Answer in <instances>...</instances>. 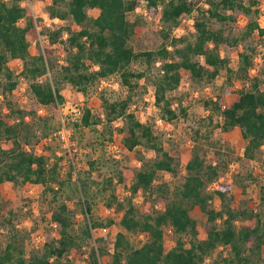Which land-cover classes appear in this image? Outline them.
I'll return each mask as SVG.
<instances>
[{
	"label": "trees",
	"instance_id": "16d2710c",
	"mask_svg": "<svg viewBox=\"0 0 264 264\" xmlns=\"http://www.w3.org/2000/svg\"><path fill=\"white\" fill-rule=\"evenodd\" d=\"M254 0H145L149 13L158 15L162 29L160 45L152 49L136 50L131 43L134 38L136 20L128 17V12L136 6V0H50L46 13L50 18L69 19L67 42L69 47L66 62L58 66L47 60L44 53L31 54L28 34L35 26L29 8L21 0H0V94L14 95L21 77L28 79V88L35 100V111L39 105L47 106L62 100L57 82L68 81L82 92H86L101 78L113 73L120 75L121 83L128 87L125 97L109 99L101 96L102 111L93 114L89 107L83 110L81 122L84 125L103 122L112 123L122 117L123 123L116 129L121 133L122 144L128 150L137 145L153 149V157H140L141 163L134 172L132 181L127 185L130 195L120 198L110 192L105 200L113 207V215L104 219L90 215L92 202L89 199L91 183L105 189L112 184V176L91 179V170L99 168L96 159H88V174L77 175L74 186L81 192L80 209L85 212L81 233L83 238L94 242L87 253L84 264H101L100 256L105 252L106 234L93 235V229L111 226L116 220L123 227L115 233L109 264H203L207 254L221 244L227 247L229 264H264V184L261 186L260 208H240L233 203L230 185L220 181L213 190H208L210 181L220 175L218 161L206 159L197 150L185 162L186 173L183 180L172 189L166 184H158L157 189L165 198L161 209L151 212L141 211L133 201L137 192H147L153 188L159 170L175 173L179 161L172 151L166 149L160 136L151 123L142 121L135 111L129 109L132 93L137 81L146 75L156 60H160L159 73L152 78L154 101L172 119L176 111L166 93L174 89L184 79L211 81L227 60L219 52L222 42L236 43L249 35L264 36V26L256 18L257 8L252 7ZM88 8H96V15H89ZM235 11L248 15L240 37L225 33L226 25L236 21ZM24 16L27 20L20 24ZM192 18L194 38L177 44L173 30L180 21ZM214 21L220 23L214 26ZM71 25H80L73 29ZM63 27L55 25L47 33L48 44H53L62 36ZM49 46L44 47V51ZM240 64L238 75L248 81L226 103L220 99H206L204 104L218 110L221 115V128L228 130L238 127L246 138L244 156L253 158L264 144V76L251 71L253 55L248 49L238 52ZM10 58L22 60L17 74L6 64ZM144 60L145 68L136 70L132 63ZM16 120L0 111V140L11 141L9 147L0 146V184L4 180L31 181L40 184L51 193L57 203L52 207L51 218L57 225L58 235L46 239L42 249L25 255L19 240V231H12L4 246L0 248V264H61L62 259L81 245V235L70 230L75 221V207L66 201H58V194L64 191L65 181L59 178L58 164L49 165L44 153L27 149L22 143L29 144L37 134L25 119V111L18 109ZM209 113V118L212 115ZM33 117H30V119ZM75 169L70 164L69 170ZM117 177L127 183L121 172ZM167 194V196H166ZM217 197L220 207L213 205ZM198 206L205 213L202 224L204 237L198 236L196 216L192 208ZM249 219V222H244ZM174 232L175 243L165 246V226ZM129 233L143 234L145 239L134 245ZM187 234L188 237H184Z\"/></svg>",
	"mask_w": 264,
	"mask_h": 264
},
{
	"label": "rangeland",
	"instance_id": "374dc122",
	"mask_svg": "<svg viewBox=\"0 0 264 264\" xmlns=\"http://www.w3.org/2000/svg\"><path fill=\"white\" fill-rule=\"evenodd\" d=\"M10 1V0H8ZM50 0H21V3L29 8L30 15L35 20V26L28 34L29 50L31 54L44 53L46 59L59 65L66 62L69 47H67V30L69 19L58 17L50 18L46 13V6ZM136 6L128 12L131 20H136L134 38L131 40L133 47L139 49H152L160 45L162 23L158 15L149 13L145 0H136ZM252 7L258 9L257 21L264 26V0H254ZM250 3V0H246ZM89 15H96V8H88ZM236 21L226 25L225 33L231 32L232 36L240 37L248 15L235 11ZM27 17L19 20L24 24ZM192 18H185L175 27L173 33L176 36L178 45L194 38V27L191 24ZM63 27L62 36L53 44H48L47 33L53 31L55 25ZM219 22L214 21L218 27ZM71 28L78 29L80 25H71ZM48 45L49 49L44 51ZM247 48L253 55L251 71L264 76V36L258 34L249 35L246 39H239L236 43L222 42L219 44V52L227 60V66L222 67L218 74L211 81H194L184 79L174 89L167 91L166 95L171 102V107L176 111V116L167 118L166 114L154 101V90L152 78L159 73L160 60H156L153 66L147 70L146 75L140 78H132L137 81V86L132 93V101L129 109L135 111L142 121L151 123L154 131L160 136L164 147L176 154L179 161L177 171L170 173L159 170L153 188L147 192H137L133 195V201L141 211L151 212L161 209L165 198L163 193L156 187L158 184H166L172 189L183 180L186 173L185 162L197 150L206 159L218 161L220 175L217 179L208 183L207 189L213 190L220 181H226L230 185V193L233 195V203L240 208H250L257 211L260 208L261 186L264 184V144L256 152L255 157L244 156L243 148L246 138L241 135L238 127L224 130L220 126L221 115L211 107H205L204 100L220 99L223 103L228 102L241 87H247L248 81L238 75L240 58L238 52ZM6 64L15 72L22 67V60L10 58ZM144 60H136L132 66L136 70L145 68ZM3 77V73L0 72ZM2 81V78H0ZM62 100L51 103L44 107L43 112L35 111V100L28 88V79L21 77L18 86L13 90L14 95L0 94V111L16 120L18 109L25 111V119L37 134L31 137L29 144H24L27 149L36 153H44L49 165L58 164L59 178L65 181L64 191L59 192L58 201H66L75 207V221L70 230L82 236L80 247L72 249L61 264H84L87 253L94 242L83 238L81 233L84 225L85 212L80 209L79 199L81 192H76L74 186L77 183V175H86L90 169L88 159H96L99 168L91 170V179H100L105 176H112V184L101 189L100 183H91L89 186V199L92 202L90 215L104 219L113 215V207L107 206L106 197L110 192L116 193L120 198L130 195L127 185L132 181L136 168L141 160L153 157L155 151L143 145H137L132 150L126 149L122 144L121 133L116 129L123 123L119 117L112 123L105 122L106 119L101 113L103 122L98 124L84 125L80 120H73V110L65 108V104L77 105L83 113L89 107L93 114L102 111L101 96L109 99L122 98L129 92L128 87L121 83L120 75L113 73L101 78L94 85H91L86 92L77 89L68 81L57 82ZM264 87V83L261 84ZM1 89V87H0ZM57 103L62 104L59 108ZM209 113L212 117L209 118ZM62 115L69 125V139L63 141L57 133L59 118ZM30 117H33L30 119ZM11 141L0 140V146L9 147ZM72 161L75 169L69 170ZM121 172L127 178V183L117 177ZM52 194L44 190L40 184L31 181L4 180L0 184V248L4 246L8 235L12 231H19V240L28 256L33 251L42 249L46 239L55 238L58 235L57 225L52 221V207L57 203L52 199ZM167 196V194H166ZM212 203L220 207L218 198L215 196ZM196 216L198 236L204 237L205 233L202 224L205 220V213L198 207L192 208ZM244 222H249L245 219ZM123 230L117 220L109 227L93 229V235L106 234L104 239L105 252L100 256L101 264H109L110 253L113 249L115 233ZM165 246L170 247L175 243L176 236L171 228L165 226ZM131 242L139 245L145 239V235L129 233ZM184 237H188L184 234ZM229 255L224 245H217L206 256L203 264H229L226 259ZM59 264V263H57Z\"/></svg>",
	"mask_w": 264,
	"mask_h": 264
},
{
	"label": "built area",
	"instance_id": "2783aa9c",
	"mask_svg": "<svg viewBox=\"0 0 264 264\" xmlns=\"http://www.w3.org/2000/svg\"><path fill=\"white\" fill-rule=\"evenodd\" d=\"M58 107L61 108L63 107L62 104L60 103H57ZM65 108H68L69 110H73V115L74 117L72 118L73 120H80L81 119V116H82V110L77 106V105H74V104H71V105H68V104H65L64 105ZM44 110V105H39L37 107V111L38 112H43ZM70 128H69V125L67 124V120L62 116L60 115V118H59V125L57 127V133L60 135L61 139L63 141H66L69 139V136H70ZM74 163V161H72ZM75 164V163H74Z\"/></svg>",
	"mask_w": 264,
	"mask_h": 264
}]
</instances>
